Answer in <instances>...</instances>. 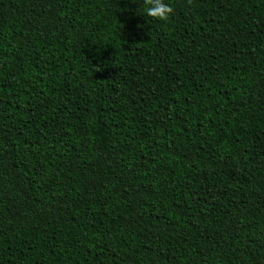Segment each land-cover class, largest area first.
I'll return each instance as SVG.
<instances>
[{
	"label": "trees",
	"instance_id": "16d2710c",
	"mask_svg": "<svg viewBox=\"0 0 264 264\" xmlns=\"http://www.w3.org/2000/svg\"><path fill=\"white\" fill-rule=\"evenodd\" d=\"M0 0V264H264V0Z\"/></svg>",
	"mask_w": 264,
	"mask_h": 264
},
{
	"label": "clouds",
	"instance_id": "9594fccd",
	"mask_svg": "<svg viewBox=\"0 0 264 264\" xmlns=\"http://www.w3.org/2000/svg\"><path fill=\"white\" fill-rule=\"evenodd\" d=\"M144 13L159 20H167L174 9L166 0H144Z\"/></svg>",
	"mask_w": 264,
	"mask_h": 264
}]
</instances>
